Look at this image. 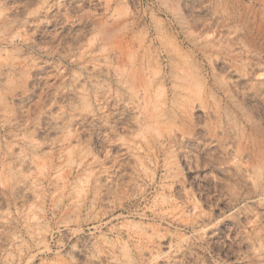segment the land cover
I'll return each mask as SVG.
<instances>
[{"label": "rangeland", "instance_id": "obj_1", "mask_svg": "<svg viewBox=\"0 0 264 264\" xmlns=\"http://www.w3.org/2000/svg\"><path fill=\"white\" fill-rule=\"evenodd\" d=\"M263 161L264 0H0V264H264Z\"/></svg>", "mask_w": 264, "mask_h": 264}, {"label": "bare ground", "instance_id": "obj_2", "mask_svg": "<svg viewBox=\"0 0 264 264\" xmlns=\"http://www.w3.org/2000/svg\"><path fill=\"white\" fill-rule=\"evenodd\" d=\"M263 163H264V161H263ZM261 165H263V164H261ZM264 166V165H263ZM257 191V190H256Z\"/></svg>", "mask_w": 264, "mask_h": 264}]
</instances>
